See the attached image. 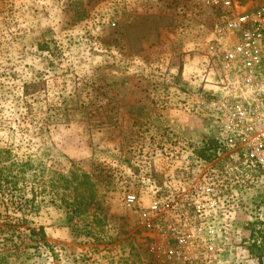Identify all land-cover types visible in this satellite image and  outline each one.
I'll return each instance as SVG.
<instances>
[{
    "label": "rangeland",
    "instance_id": "1",
    "mask_svg": "<svg viewBox=\"0 0 264 264\" xmlns=\"http://www.w3.org/2000/svg\"><path fill=\"white\" fill-rule=\"evenodd\" d=\"M223 20L202 0H0V264H264V187L220 184L191 109Z\"/></svg>",
    "mask_w": 264,
    "mask_h": 264
},
{
    "label": "built area",
    "instance_id": "2",
    "mask_svg": "<svg viewBox=\"0 0 264 264\" xmlns=\"http://www.w3.org/2000/svg\"><path fill=\"white\" fill-rule=\"evenodd\" d=\"M238 1L202 0L221 8L224 20L208 46V92L191 109L214 128L206 141L223 165L220 184L245 192L248 184L264 187V3L239 9Z\"/></svg>",
    "mask_w": 264,
    "mask_h": 264
},
{
    "label": "trees",
    "instance_id": "3",
    "mask_svg": "<svg viewBox=\"0 0 264 264\" xmlns=\"http://www.w3.org/2000/svg\"><path fill=\"white\" fill-rule=\"evenodd\" d=\"M202 155L204 156V157H206V158H208V156H205V153L203 154V152H202ZM28 229V231H29V237H30V235H32V234H36L37 232H35L34 230H32L31 228H27ZM41 232V231H40ZM39 233V232H38ZM26 236H27V234H26ZM33 237V236H32ZM40 239L42 240L43 238H42V236H40V237H38V239H35L34 240V242L36 243V245H40Z\"/></svg>",
    "mask_w": 264,
    "mask_h": 264
}]
</instances>
